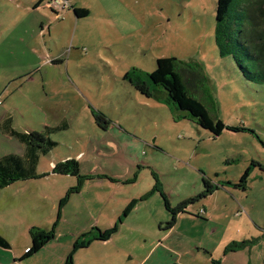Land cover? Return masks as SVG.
<instances>
[{
  "label": "rangeland",
  "instance_id": "1",
  "mask_svg": "<svg viewBox=\"0 0 264 264\" xmlns=\"http://www.w3.org/2000/svg\"><path fill=\"white\" fill-rule=\"evenodd\" d=\"M28 1L0 0V117L9 110L14 126L30 124L56 145L38 153L31 177L0 186V236L10 255L29 247L32 228L53 231V238L12 263L64 264L76 238L116 224L109 244L92 241L73 254V264H135L151 238L169 245L176 244L171 237L180 238L177 228L171 233L166 227L168 220L158 226L163 200L155 186L175 207L200 193L205 178L215 192L187 205L178 213L179 223L197 235L204 232L207 244L222 234L231 239L217 258L195 245L199 251L178 253V263L248 264L256 258L253 264H264V82L248 79L232 55L219 53L217 0H76L88 16L68 19L61 11L70 5L42 10L49 18L60 12L49 35L47 29L39 34L49 22L35 4L22 11ZM29 24L44 56L31 61L38 72L24 79L14 74L27 64L6 58L5 28ZM160 57L185 63L178 70L190 94L212 118L237 130L224 128L214 136L123 78L135 69L146 79ZM18 105L26 110L25 118L12 108ZM92 111L113 123L107 131L95 123ZM62 123L63 129L52 130ZM7 153L26 160L19 143L0 133V155ZM66 159L79 163L80 177L53 172ZM245 171L244 187L238 186ZM149 183L143 195L131 197ZM132 200L135 206L123 214ZM132 244L137 248L132 250Z\"/></svg>",
  "mask_w": 264,
  "mask_h": 264
},
{
  "label": "trees",
  "instance_id": "2",
  "mask_svg": "<svg viewBox=\"0 0 264 264\" xmlns=\"http://www.w3.org/2000/svg\"><path fill=\"white\" fill-rule=\"evenodd\" d=\"M43 1L38 0L35 6L40 5ZM73 11L77 18L88 15L85 9L75 8ZM215 19V44L219 53L221 55H232L241 72L248 79L264 82V0H217ZM235 27L238 36L234 32ZM179 65H185V63L178 61L175 57H160L156 59L155 69L147 74L146 79H143L139 72V74L136 73L135 69L126 72L123 78L140 94L168 103L173 109L184 112L183 117H188L214 136L219 135L224 128L237 130L225 126L218 118H212L204 104L190 94L186 86L188 83L184 80L181 71L178 70ZM156 87L162 88L164 92L156 91ZM92 115L95 123L102 128L110 121L102 112L92 111ZM63 128L64 125L62 124L52 130ZM19 138L26 148L24 156L26 160L22 156L16 155L1 156L0 175L2 178H0V186L8 185L21 178L31 177L35 174L38 153L46 154L56 145L47 135L32 130L21 133ZM53 172L61 175L79 176V163L75 159L60 161L54 165ZM247 174L248 171L242 174L238 186L244 187ZM202 182L203 190L200 193L182 201L175 207L170 205L166 195L160 190L161 188L155 186V189L161 194L165 209L171 215L170 219L165 222L167 228L175 224L178 213L183 211L187 205L214 191L215 187L207 179L202 178ZM64 201L65 198L60 199L59 203L62 204ZM136 202V200H132L122 213L127 214L130 212ZM92 229L95 230L94 233H84L82 240L77 239L73 243L64 264H73V254L77 249L88 246L92 241L108 240L117 231V225L114 224L104 230L96 227ZM89 234L91 236H88ZM30 236V245L24 252L23 257L38 252L53 238V231L32 228ZM0 246L8 247L7 241L1 236ZM210 264H218V261L212 259Z\"/></svg>",
  "mask_w": 264,
  "mask_h": 264
},
{
  "label": "crops",
  "instance_id": "3",
  "mask_svg": "<svg viewBox=\"0 0 264 264\" xmlns=\"http://www.w3.org/2000/svg\"><path fill=\"white\" fill-rule=\"evenodd\" d=\"M37 1L38 0H29L28 2H25V5L22 7V11L29 10L30 3L32 5H34ZM68 2H69V5L71 8L69 7V8H66V9L61 11L64 14V16H66L68 19H71V17H73L76 20L79 19V18L75 17V14L73 11V9H75V8L76 9L77 8L85 9L88 12V9L84 6L79 5L76 0H68ZM45 9H50V8H48L46 6L44 1H43V3H41L40 5L35 7V10L37 12H39L41 15H45L44 13H42V10H45ZM70 9H71V11H70ZM71 12L74 14V16L72 15ZM59 16H60V12L54 16L53 15L50 16V18H49V16L45 15L44 20L49 22V24H47V27H46V25H43V27L40 28V30H39V34L44 35L45 34L44 30L47 29L48 35H49L53 21L56 18H59ZM5 29H7L6 32L8 33V36L6 37L8 57H6V58L9 61L20 60V61L27 64V66L22 71H20L18 73L16 72L14 74V77H17L21 74H22L24 79H29L31 77H34L35 74L38 72V70L36 68H35V70L31 69V67H32L31 61L33 59L43 57L44 52L42 50V46H40V44L38 42H36V41L33 42V40H32V32H34L32 30V26L29 24L27 26L23 25L20 27H18V26L13 27V25H12V26H7ZM1 31H3V30H0V32ZM22 34H24V36ZM0 37H1V35H0ZM0 54H1L0 57L2 58L3 57V50L1 47V42H0ZM6 105H7V102H5V106ZM12 108L15 111L22 113L21 115L23 118L26 117V110L21 109L19 107V105L12 107ZM111 123L112 122H109V124H107L102 129L107 131V129L109 127L108 125H110ZM62 124H60V125H62ZM41 127L43 128V126H41ZM34 129H36V128H33V126H30V124H29V126H25V128H24V126H19V128L14 126V121H13V119L9 113V110L5 111V113L0 117V133L7 136L8 138H14L15 141L17 143H19L20 147H22V154L24 156L26 154L25 153L26 148H25L24 144L21 142L19 136L21 133L31 131V130L34 131ZM7 154L8 155H15V154H11V153H7ZM7 154H2V155H0V157L3 155H7ZM53 163L54 162H51L52 165H53ZM128 181H130V178L126 180V182H128ZM136 181L137 180L134 179L131 184L136 183ZM117 182H119V181H117ZM148 185H149V187H151V184L149 183V184H147V186L145 188H143L144 190L141 188V190L136 195L131 196V197H139V196L143 195L146 191H148V190H146L149 188ZM163 190H165V189H163ZM161 205H162L161 207L157 208V216H156L159 227L161 226L162 223H164V221H167L170 218V215H169L168 211L165 209V207L163 206L162 202H161ZM52 206H53V208L55 207L54 201H53ZM179 217L177 215L175 224L170 227L171 233L174 232L175 229L177 228L176 233L180 236V238L177 236L171 237L172 240L176 242V244H173V245L166 244V242L164 240H161L160 237L151 238L149 240L150 245L148 246L147 249H144V253L141 255L140 260L138 262H136L135 264H177L178 263L177 258L179 256L178 253H182V254L184 253V255H189L193 248L196 249V251H199L200 248H195V245L204 246L206 248V250L209 251V253H208L205 250V253L208 256L213 257V258H217L216 257V255H218L217 252L223 247L224 242L226 241L228 243L229 240L231 239L230 237L229 238L226 237L225 234H222L220 239L217 242L214 243V242L209 240V242L207 244V240H205L206 235L204 232L201 233V235H197L198 231L192 230V232L191 231L189 232L188 229L185 228V226L182 227V225H180L179 220L181 218H179ZM193 221H194L195 225H198V223H197V221H195V219L190 218V223ZM122 224H124V222ZM77 239L78 238H76L74 240V242ZM109 239H108V241L110 242V240H112L113 238H111L110 240ZM105 241H106V244H109V242L107 240H105ZM105 241H97V242H105ZM192 241H194L193 244H191ZM204 243H206V244H204ZM72 246H73V244H72ZM90 246L91 245L89 244L86 247L77 249L76 252H78L79 250H84L86 248H89ZM44 247L45 246H43L41 249H43ZM10 248L11 247L9 245H8V247L0 246V264H14V263H12V259H13V262H15L17 257H20V259H23V254L27 250L28 246H26V248H24V251L20 252L18 255L15 253H13V255H10V253L8 251V249H10ZM71 248L72 247H70V250H71ZM136 248L137 247L134 244H132V250L136 249ZM121 250H123V248H121ZM76 252H74V253H76ZM130 256L132 257V255H130ZM256 260H257L256 258L253 261L251 259L248 261V264H253L254 262H256ZM178 264H180V263H178ZM238 264H240L239 261H238Z\"/></svg>",
  "mask_w": 264,
  "mask_h": 264
},
{
  "label": "built area",
  "instance_id": "4",
  "mask_svg": "<svg viewBox=\"0 0 264 264\" xmlns=\"http://www.w3.org/2000/svg\"><path fill=\"white\" fill-rule=\"evenodd\" d=\"M44 3L52 11H59L69 6L68 0H44Z\"/></svg>",
  "mask_w": 264,
  "mask_h": 264
}]
</instances>
